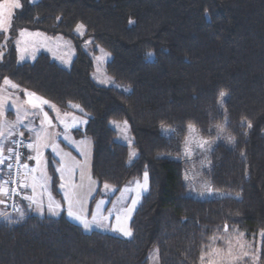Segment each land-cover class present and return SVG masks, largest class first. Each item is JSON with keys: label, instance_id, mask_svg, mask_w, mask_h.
Instances as JSON below:
<instances>
[{"label": "trees", "instance_id": "trees-1", "mask_svg": "<svg viewBox=\"0 0 264 264\" xmlns=\"http://www.w3.org/2000/svg\"><path fill=\"white\" fill-rule=\"evenodd\" d=\"M20 1L9 37L0 33V89L7 77L62 111L79 105L89 117L79 136L93 141L94 179L118 193L147 172L150 191L127 240L87 233L66 216L19 219L24 184L17 210L5 197L0 264H149L154 249L161 264H202L201 255L225 233L251 240L264 233V0ZM81 25L86 39L111 54L107 73L130 93L93 81V59L76 35ZM24 30L73 41L78 55L71 68L44 54L19 63L15 41ZM113 121L130 125L139 152L132 164ZM189 125L211 148L192 161L184 155ZM191 168L222 196L192 195Z\"/></svg>", "mask_w": 264, "mask_h": 264}, {"label": "rangeland", "instance_id": "rangeland-1", "mask_svg": "<svg viewBox=\"0 0 264 264\" xmlns=\"http://www.w3.org/2000/svg\"><path fill=\"white\" fill-rule=\"evenodd\" d=\"M28 1L37 3L40 0ZM15 2H19L22 6L20 0H0V10L3 11L5 17H10L11 25L16 11L21 8L13 7ZM10 29L11 27L6 32L0 33L9 37ZM22 32L23 35H21ZM76 35L82 39L81 44L84 51L93 59L95 67L92 75L93 81L102 87L115 88L123 93H130L129 86L118 84L107 73V65L112 60L111 54L103 47L95 45L92 39H86L84 27L79 31L76 29ZM15 45L19 63H33L39 55L44 54L48 55L60 67L70 69L78 55L76 44L70 39L62 36H49L37 31H21ZM2 47L3 45L0 46V53L3 54L0 56V60L4 56ZM22 55L23 60L20 58ZM10 81L16 84L12 80ZM26 93L28 91H23L19 86L13 89L2 85L0 89V132L4 134L0 138V144H3L4 151L17 138H26L33 145L32 158H27L23 162V166L27 165L24 167L25 180L27 179L28 189L33 195L34 206H25V203L17 217L22 219L27 216V210L32 214L42 216L44 210L46 208L49 210L51 205L50 216H66L68 220L82 227L87 233L101 232L127 240L131 239L133 237L131 223L134 214L140 207L143 198L150 191L148 173L146 172V182L144 174L142 177L128 182L118 193L112 185H108V188H105V185L102 187L92 175L93 141L86 135L79 136V132L86 131L89 117L83 114L80 107H74L77 112L62 111L55 105L54 108L51 107L50 105L53 104L48 100L49 104L42 105V111H36L33 114L35 110L26 103L29 99ZM36 96L42 97L38 94ZM44 113H47L51 120V126L47 122L41 123L44 121ZM18 118L23 122L17 123ZM111 127L117 132V141L129 149V164L134 163L139 157V152L134 146L129 123L113 121ZM28 129H33V131ZM170 131L171 129L164 128L162 134L168 136ZM21 132L24 133L23 136L19 135ZM37 133L41 137L40 140H37ZM45 143L49 146L44 147ZM201 144L203 147L199 146ZM37 147L41 153L39 163L35 159ZM209 150L211 148L208 143L199 136L196 130L189 131L184 151L188 160L192 161L199 153ZM57 169H62V171H57ZM137 182H139V186ZM186 185L192 195L202 200L222 196L215 193L210 184L202 176L200 177L194 168H191L186 174ZM69 201H71L73 216L68 214ZM133 201H136L135 205H133ZM129 209L131 212L128 211ZM5 213L6 210L0 207V215ZM76 216H80L86 221L89 227L85 228L84 223L76 219ZM117 217L120 218L119 221ZM118 227L131 230L132 236H124L117 230ZM262 233L251 240L239 232H227L214 242L213 249L223 250L225 264L229 259L226 256L229 247H231L233 255L243 257L244 252L249 254L236 264H261L260 257L264 239ZM156 250L150 252L149 264H161L159 251L157 257ZM211 252L210 250L208 253L211 254ZM257 257L259 259H256Z\"/></svg>", "mask_w": 264, "mask_h": 264}, {"label": "snow or ice", "instance_id": "snow-or-ice-1", "mask_svg": "<svg viewBox=\"0 0 264 264\" xmlns=\"http://www.w3.org/2000/svg\"><path fill=\"white\" fill-rule=\"evenodd\" d=\"M13 7L15 8H19L21 7L20 3L19 2H15L13 4ZM5 25H7V27H5ZM11 27V20H10V17H5L4 13L2 10H0V32H6L8 30V28ZM83 26H78L77 30L79 31L80 28H82ZM24 33L22 32L21 35H23ZM3 54L0 53V56H2ZM21 60L24 59L23 55L20 57ZM3 86L6 87V88H17L18 85L16 84H13L7 77H5L3 79ZM26 95L28 96V100L26 101V103L28 105L31 106V108L33 110H35L33 112V114H35L36 111H42V105H45V104H49V102L45 99H43L42 97H39V96H36L35 93H31V92H28L26 93ZM225 94L224 93H221V97H223ZM51 107H55L54 105H50ZM72 107H79V105H72ZM27 114V113H26ZM22 119H19L18 118V121L17 123H22ZM44 122H47L48 125H52V122L51 120H49L48 116H47V113H44V121H42L41 123L43 124ZM248 127L250 128L251 127V124H248ZM29 131H33V129H28ZM189 131H192L194 132L195 131V128L192 126V125H189ZM11 134V133H9ZM3 133L0 132V138L3 137ZM19 135L23 136L24 133L21 132L19 133ZM41 137L39 135V133H37V140H40ZM49 145L47 143L44 144V147H48ZM200 147H203V144L199 145ZM28 148H33V145L32 144H29L27 145ZM55 150V149H54ZM8 151L10 153H13L15 154V149H8ZM37 151V155L35 157L37 163L40 162V158H41V153L39 152V148L37 147L36 149ZM10 157H6L5 154H4V147H3V144H0V165H3L6 161V159H8ZM16 158L19 159V154H16ZM32 158V157H30ZM9 168H11V165L9 164L8 165ZM24 167H27V165H24ZM34 171V169H33ZM57 171H62V169H57ZM147 181V173H145V182ZM138 183V186H139V182ZM5 185L8 184V181H5L4 182ZM63 187V185H62ZM109 186L106 184L105 185V188H108ZM0 194H3V195H8L9 194V189L6 188V187H3V186H0ZM27 199H31V197H26ZM0 203H4V201L0 200ZM136 201H133V205H135ZM56 207H59V205H56ZM49 210H52L51 209V205L49 206ZM129 212H131V209L128 210ZM69 216H73L74 213L71 211V201H69V212H68ZM76 219H79L81 220L82 223H84V226L85 228H88L89 227V224L84 221L80 216H76L75 217ZM119 217H117V220L119 221ZM118 231L122 232V234L124 236H127V237H131L132 236V232L131 230L129 229H125V228H119L117 229ZM224 231L227 232L228 231V227L227 225L224 226ZM262 236H264V233H262ZM215 239V238H214ZM243 247V246H241ZM156 254H157V257H158V249L156 250ZM249 254L247 252H244L243 253V257H247ZM226 256L229 258L227 260V264H236V262L240 261L243 257L242 256H236V255H233V252H232V249L231 247H229L227 249V252H226ZM216 257H219V259H216ZM201 262L202 264H225V254L223 252V250H220V249H213L211 254H209L207 251L201 255ZM256 259H259L258 257Z\"/></svg>", "mask_w": 264, "mask_h": 264}, {"label": "built area", "instance_id": "built-area-1", "mask_svg": "<svg viewBox=\"0 0 264 264\" xmlns=\"http://www.w3.org/2000/svg\"><path fill=\"white\" fill-rule=\"evenodd\" d=\"M29 145L27 139L25 138H17L15 139L10 149H15V154L10 153L8 157L9 158V164L11 165V168L7 166V179L8 184L6 188L9 189V194L5 195L7 198L6 206L10 208L11 210H17L18 209V201L16 199L17 195H19V191L21 187L24 185V168L22 166V156L26 153ZM16 154H19V159L16 158ZM8 164V165H9Z\"/></svg>", "mask_w": 264, "mask_h": 264}, {"label": "crops", "instance_id": "crops-1", "mask_svg": "<svg viewBox=\"0 0 264 264\" xmlns=\"http://www.w3.org/2000/svg\"><path fill=\"white\" fill-rule=\"evenodd\" d=\"M10 145H9V147H10ZM8 148L5 149V151H4L5 156H6V152H7ZM26 157L27 158L32 157V148H29L28 149ZM26 157L23 159V162L27 159ZM4 173H5V166L3 164V165H0V186H3V187H5V184H4ZM25 186H26V189H25V192L24 193H25L26 196L23 198L24 199V202L26 203L25 206H27V205L34 206V203L32 202L33 195L30 193V191L28 189L29 184L27 182V179L25 180ZM26 197H31V199H27ZM0 200L5 201V195L0 194ZM0 207L3 208V209H5L4 203H0ZM27 212L29 214H32L29 210H27ZM60 212H61V210H60ZM43 214L44 215H42L41 217H50V218H58L59 217V216L58 217L50 216L49 215L50 214L49 213V210L47 208L44 210V213ZM6 215H7L6 213L3 214V215H0V220H4L5 217H6ZM32 215H36V214H32ZM36 216H39V215H36Z\"/></svg>", "mask_w": 264, "mask_h": 264}]
</instances>
